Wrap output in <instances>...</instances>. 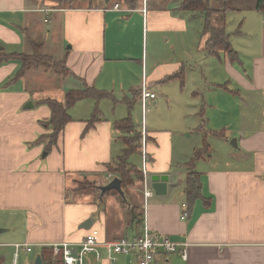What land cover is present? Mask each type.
<instances>
[{
	"label": "crops",
	"instance_id": "0c3cea01",
	"mask_svg": "<svg viewBox=\"0 0 264 264\" xmlns=\"http://www.w3.org/2000/svg\"><path fill=\"white\" fill-rule=\"evenodd\" d=\"M27 1L0 0L4 260L35 264L43 248L60 257L56 244L75 245L90 228L106 242L136 236L146 225L187 245L185 259L179 251L161 253L152 264H264V11L211 17L238 55L230 61L225 52L207 54L203 17L179 11L178 0L163 6L136 0L134 8L124 0L63 6ZM189 15L201 22L199 29L188 25ZM30 38L69 74L60 79L38 66L17 76L20 61L3 57L31 53ZM142 83L155 94L144 106ZM84 87L110 93L115 101H76L67 110L70 121L47 148L50 139L42 137L51 132L50 110L42 101L63 102L68 91ZM126 117L140 138L143 126L144 144L139 140L127 158L142 179L121 183L124 197L114 190L101 194L100 187L118 177L124 139L133 135L115 127ZM189 171L199 173L200 196L180 219ZM152 175L167 179L155 187ZM145 188L152 192L146 199ZM87 219L92 226L81 228ZM99 252V259L88 254L85 264H137L134 255H115L104 246Z\"/></svg>",
	"mask_w": 264,
	"mask_h": 264
},
{
	"label": "trees",
	"instance_id": "16d2710c",
	"mask_svg": "<svg viewBox=\"0 0 264 264\" xmlns=\"http://www.w3.org/2000/svg\"><path fill=\"white\" fill-rule=\"evenodd\" d=\"M59 5H72L77 0H54ZM91 1V0H88ZM131 8H134L136 0H124ZM179 4L177 9L179 11L190 12L193 14L201 15L204 19L203 34H208V39L205 42V49L207 54L214 55L219 51L225 52L230 61H237L238 55L231 48L229 42V35L224 31L223 27H215L211 23V17L215 14L223 15L226 11H234L240 9L253 8L256 11H264V0H178ZM28 45L32 48L31 53L21 54L13 53L4 55L3 59L10 60L16 59L21 63V67L17 73L24 75L32 67L44 66L49 62H54L60 66L65 72L69 74L68 69L64 66L62 61H55L52 57L41 53V44L35 39H28ZM166 80L170 77L165 78ZM84 90L69 91L66 93L63 102L53 99H45L42 101L50 110V117L48 126L50 133L43 135L42 138H49L47 148L55 142L56 135L63 130L65 125L70 121V116L67 110L78 100L85 98H92L94 100L109 99L115 101L114 97L105 91L97 90L95 88L85 87ZM96 115V112H95ZM95 115L88 121L91 126L96 120ZM118 130L133 132L132 136L125 138L126 148L123 155L119 158L118 164L114 169L121 183L128 184L134 180L142 179L141 172L128 164L127 158L131 153H134L140 144V137L134 131V126L129 117L119 120L115 126ZM205 150V148H203ZM202 154V151H196L191 160H194ZM200 177L199 173L189 171L186 176L184 192L186 195V207L188 208L200 196ZM113 190L106 191L104 194L111 193ZM40 264H62L61 257L53 256L49 248H43L40 253ZM0 264H5L3 256L0 255Z\"/></svg>",
	"mask_w": 264,
	"mask_h": 264
},
{
	"label": "built area",
	"instance_id": "2783aa9c",
	"mask_svg": "<svg viewBox=\"0 0 264 264\" xmlns=\"http://www.w3.org/2000/svg\"><path fill=\"white\" fill-rule=\"evenodd\" d=\"M117 8V5H114ZM140 98L143 106L146 100L154 99L155 94L145 83L141 85ZM144 130L142 126L141 144H144ZM142 172L144 171L145 157L142 155ZM144 198L151 196V189L143 190ZM186 204H182V213L180 219L187 217ZM25 251L31 249L28 245H23ZM107 247L113 254L134 255L137 264H152L158 254H172L179 251L183 259L186 258V246L183 243L171 241L168 237L150 230L144 225L142 233L136 236H124L115 241L102 242L99 239V231L96 228H90L84 238L75 245L68 242H61L55 245L56 251L59 252L62 264H85V257L88 254H94L96 259L100 258L99 248Z\"/></svg>",
	"mask_w": 264,
	"mask_h": 264
},
{
	"label": "rangeland",
	"instance_id": "374dc122",
	"mask_svg": "<svg viewBox=\"0 0 264 264\" xmlns=\"http://www.w3.org/2000/svg\"><path fill=\"white\" fill-rule=\"evenodd\" d=\"M47 1H50V2H54V0H47ZM114 1H122V0H111V2H114ZM164 0H149V5L150 6H156V5H159V6H163L164 5ZM41 1L40 0H28L27 1V5L28 6H33V5H41ZM56 3V2H55ZM83 2H81V1H77V2H75L74 3V5H81ZM214 23L216 24V21H214ZM213 23V24H214ZM219 24V23H218ZM231 24H233V22L231 23ZM231 24H227V28H226V30L229 32L230 30H232L231 29ZM46 25V24H45ZM188 25L192 28H200V26L202 25L201 24V22L199 21V20H197V19H191L190 18V15H189V20H188ZM166 37H163V39H165ZM235 42H238V41H235ZM49 64H51V65H48V63L46 64V69H53V70H55L56 72H58L59 73V75H60V79H62V78H64L65 76H66V74H64L63 72H65L63 69H61V67L60 66H57V64L56 63H54V62H49ZM84 89H86L85 87L84 88H82L81 90H84ZM72 91V90H71ZM69 92V91H68ZM141 164H140V162L138 161L137 163H136V166H140ZM80 187L81 188H83V187H85L86 188V185H80ZM142 190H144V189H142ZM137 213V212H136ZM5 264H9V260L8 259H6V261H5Z\"/></svg>",
	"mask_w": 264,
	"mask_h": 264
},
{
	"label": "water",
	"instance_id": "95a60500",
	"mask_svg": "<svg viewBox=\"0 0 264 264\" xmlns=\"http://www.w3.org/2000/svg\"><path fill=\"white\" fill-rule=\"evenodd\" d=\"M28 106H32L31 103H28ZM230 144L233 147H236V140L235 138L232 139V141L230 142ZM167 176L166 175H152L150 177L151 182H153V185L155 187H157L158 185H160V182H164L166 181ZM109 190H114L116 192H118V194L122 197H124L123 195V191L121 189V181L118 177H114L109 183H107L106 185L100 187V193L103 194L106 191ZM92 226V222L90 219L85 220L84 222H82V224L80 225L81 228L83 229H89ZM3 232V229H0V233ZM40 257L37 256L35 259V264H40Z\"/></svg>",
	"mask_w": 264,
	"mask_h": 264
}]
</instances>
